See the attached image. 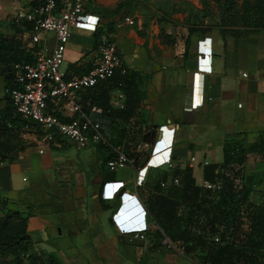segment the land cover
Listing matches in <instances>:
<instances>
[{
    "label": "crops",
    "instance_id": "obj_1",
    "mask_svg": "<svg viewBox=\"0 0 264 264\" xmlns=\"http://www.w3.org/2000/svg\"><path fill=\"white\" fill-rule=\"evenodd\" d=\"M118 1L93 0L85 7L71 28L62 68L66 74L71 67L66 79L86 73L100 40L108 37L138 86L134 123L89 107L92 89H85L78 93L79 103L99 121L104 143L78 149L64 139L44 143L38 133L29 136L33 146L0 162V200L27 216L29 252L57 264H177L158 244L148 203L165 195L185 169L202 187L204 166L222 163L226 143L239 141L247 149L243 169L253 182L250 201L264 196V30L240 36L185 31L183 36L178 31L186 28H168L167 22L156 21L161 13L145 14L142 8L134 11L132 25L120 26V13L106 14ZM37 2L0 0V20H7L0 32L12 35L9 21H23L16 12ZM192 87L198 98L203 90L204 97L189 108ZM109 96L110 107L121 108L123 92L112 89ZM152 129L155 140L142 154L148 156L144 165L142 158L137 167L107 168L116 149L130 157ZM144 229L147 241H129L130 232ZM179 260L196 264L184 256Z\"/></svg>",
    "mask_w": 264,
    "mask_h": 264
},
{
    "label": "trees",
    "instance_id": "obj_2",
    "mask_svg": "<svg viewBox=\"0 0 264 264\" xmlns=\"http://www.w3.org/2000/svg\"><path fill=\"white\" fill-rule=\"evenodd\" d=\"M9 26L14 29L12 35L0 32V77L6 93L14 85V63L33 62V51L27 47V39L23 37L25 32L30 31V26L15 18L9 21ZM68 70L71 67H67L66 77ZM116 88L123 92L125 99L121 108L113 109L109 105V92ZM89 89H92L89 107H99L102 114H113L124 123H134L135 119L130 120V117L135 114L139 90L132 73L116 70L110 79ZM6 96L15 115L27 124ZM4 115V120L10 118V114ZM30 126L36 127L33 123H29ZM154 140L153 129L141 137V141L150 145ZM246 152L247 149L239 141L226 143L222 163L204 166V179L217 187L196 186L189 169H185L180 173L182 176L178 173L181 178L177 177V185L170 183L172 187L165 195L153 197L154 201L148 203V209L155 211L158 234L162 235L158 244L167 238L184 252L194 248L205 251L198 258L200 264H261L264 260V196L258 203L249 199L253 182L243 169ZM129 154L137 167L142 155L134 150ZM180 207L184 213H179ZM13 221L15 223L8 227ZM26 222L27 216L19 211L0 220V259L15 256L21 263L23 255L28 253L26 264H57L52 259L29 252ZM214 237H218V241H214Z\"/></svg>",
    "mask_w": 264,
    "mask_h": 264
},
{
    "label": "built area",
    "instance_id": "obj_3",
    "mask_svg": "<svg viewBox=\"0 0 264 264\" xmlns=\"http://www.w3.org/2000/svg\"><path fill=\"white\" fill-rule=\"evenodd\" d=\"M37 1V4L29 9L16 12L18 20L29 22L31 25L30 31L25 32L23 37L27 39V47L33 51V62L14 63V85L7 91L11 104L15 112L27 122L24 128H29V123L35 124L40 133V140L44 143L64 139L78 149L86 148L91 143H104L99 121L83 111L78 93L110 79L116 70L121 73L126 71L116 44L108 37H102L93 67L84 74L66 79L62 66L65 48L71 38V28L79 23L85 14V7L92 5L93 0ZM123 21L129 25L133 24L130 17H125ZM48 33L53 35L51 41L43 36ZM191 90L189 108L204 97L203 90L199 94L200 98L193 91V87ZM91 111L98 113L100 109L92 107ZM150 148L151 145L145 141L134 146V150L141 155L147 154ZM164 163L168 169L173 167L170 158H166ZM127 165L134 167V160L127 157L120 148L116 149L115 156L106 162L110 171ZM172 183L177 185L179 181L175 178ZM160 185L165 187L166 183L161 182ZM202 186L217 187L208 181ZM128 239L130 242L147 241L149 234L145 229L136 230L129 233ZM214 241H218V237H214ZM162 242L171 244L167 238ZM28 256V253L24 254V260L27 261Z\"/></svg>",
    "mask_w": 264,
    "mask_h": 264
},
{
    "label": "rangeland",
    "instance_id": "obj_4",
    "mask_svg": "<svg viewBox=\"0 0 264 264\" xmlns=\"http://www.w3.org/2000/svg\"><path fill=\"white\" fill-rule=\"evenodd\" d=\"M139 8H142L145 14L153 13V16L161 13V18L156 21L167 22L168 28L172 24L179 26V28L182 27V29L186 28L183 31L179 30V34H183L185 31L191 34L216 30L223 34L240 36L264 30V0H119L113 9L106 11V14L112 17L120 13L121 21L118 25L121 26L126 16L135 20L133 13ZM0 22H2V24L0 23L2 28H7V20H0ZM6 94L4 84L0 80V162L33 146L34 141L29 136L39 133L34 126L24 128L25 122L20 121L15 115L8 103ZM6 113L10 114V118L4 120ZM8 123H11L10 126ZM12 209L6 205L5 201L0 200V220L17 211ZM181 209L183 208L180 207L179 213H184ZM154 213L155 211L150 212L153 221L156 223ZM14 223L15 221L10 222L8 227ZM161 237L162 235L159 236L158 240ZM174 245L172 246L169 242H162L161 250L163 249L170 257H175L177 264H182L180 262L182 259L179 260L181 256L200 264L198 258H201L205 251L194 248L187 253L180 246L175 247ZM26 263L27 261L24 259L20 263L19 258L15 256L0 259V264ZM159 264L164 263L160 262ZM261 264H264V260L261 261Z\"/></svg>",
    "mask_w": 264,
    "mask_h": 264
},
{
    "label": "water",
    "instance_id": "obj_5",
    "mask_svg": "<svg viewBox=\"0 0 264 264\" xmlns=\"http://www.w3.org/2000/svg\"><path fill=\"white\" fill-rule=\"evenodd\" d=\"M147 158H148V156H145V157L142 159V161H141V163H140V166L144 165V163L146 162Z\"/></svg>",
    "mask_w": 264,
    "mask_h": 264
}]
</instances>
